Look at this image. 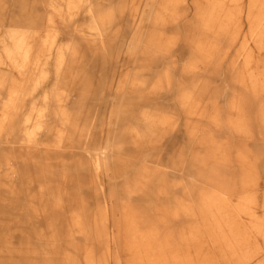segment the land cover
Segmentation results:
<instances>
[{
  "label": "rangeland",
  "instance_id": "1",
  "mask_svg": "<svg viewBox=\"0 0 264 264\" xmlns=\"http://www.w3.org/2000/svg\"><path fill=\"white\" fill-rule=\"evenodd\" d=\"M0 264H264V0H0Z\"/></svg>",
  "mask_w": 264,
  "mask_h": 264
},
{
  "label": "bare ground",
  "instance_id": "2",
  "mask_svg": "<svg viewBox=\"0 0 264 264\" xmlns=\"http://www.w3.org/2000/svg\"><path fill=\"white\" fill-rule=\"evenodd\" d=\"M14 49L17 50V52H20L22 50V45L21 43L17 42V44L14 46ZM7 54L10 56V53L12 54L13 52L12 51H9L8 49L6 50ZM14 95V94H13ZM96 166H99L100 165V160H99V156L98 158L96 159V162H95Z\"/></svg>",
  "mask_w": 264,
  "mask_h": 264
}]
</instances>
